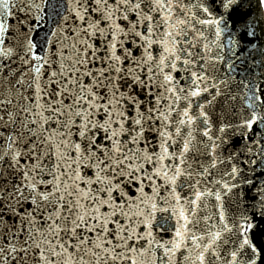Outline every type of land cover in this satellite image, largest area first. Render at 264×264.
<instances>
[{"label": "snow or ice", "instance_id": "6c2138e0", "mask_svg": "<svg viewBox=\"0 0 264 264\" xmlns=\"http://www.w3.org/2000/svg\"><path fill=\"white\" fill-rule=\"evenodd\" d=\"M0 264H264V0H0Z\"/></svg>", "mask_w": 264, "mask_h": 264}]
</instances>
